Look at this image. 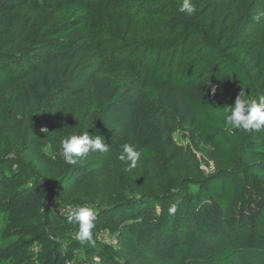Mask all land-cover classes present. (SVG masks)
I'll return each instance as SVG.
<instances>
[{
	"label": "trees",
	"instance_id": "obj_1",
	"mask_svg": "<svg viewBox=\"0 0 264 264\" xmlns=\"http://www.w3.org/2000/svg\"><path fill=\"white\" fill-rule=\"evenodd\" d=\"M114 2L139 6L133 57L99 28ZM193 2L0 0V264H264V130L229 135L223 112L264 96V0ZM84 131L109 151L65 164ZM77 204L94 244L57 210Z\"/></svg>",
	"mask_w": 264,
	"mask_h": 264
},
{
	"label": "clouds",
	"instance_id": "obj_2",
	"mask_svg": "<svg viewBox=\"0 0 264 264\" xmlns=\"http://www.w3.org/2000/svg\"><path fill=\"white\" fill-rule=\"evenodd\" d=\"M196 10L197 7L193 0H183L179 8V11L185 13L187 17H191ZM215 90L213 86L212 92L215 93ZM223 112L225 116L224 129L229 135H233L235 130L248 132L264 130V96L257 101L248 98L245 91L241 90L234 105H225ZM90 151L105 153L109 151V147L101 137L93 138L88 131H84L82 134L66 135L60 143L59 155L65 164H76L77 157H82ZM116 159L123 163V170L127 172L137 166L139 153L130 144L125 143ZM175 211V205L169 208V214H174ZM69 219L78 225V231L75 233L76 239L89 244L95 243L92 231L96 220L94 208L87 204H77Z\"/></svg>",
	"mask_w": 264,
	"mask_h": 264
},
{
	"label": "rangeland",
	"instance_id": "obj_3",
	"mask_svg": "<svg viewBox=\"0 0 264 264\" xmlns=\"http://www.w3.org/2000/svg\"><path fill=\"white\" fill-rule=\"evenodd\" d=\"M115 1V0H114ZM121 1V0H120ZM143 2H147L148 0H142ZM139 6H131L124 5L120 2H114L112 6V12L116 13L113 17H105L99 20V25L101 29H106L109 31L114 37V43H110L112 47H114V53H121L120 56H130L133 57L134 53L132 52L133 46L140 47V41L142 38L138 37V33L136 29L141 28L139 24L133 20V16L135 15V11L138 10ZM120 13H125V18L120 16ZM125 35H127L125 37ZM132 37V38H131ZM131 38V39H129ZM116 40H119L116 41ZM145 41V40H144ZM108 47V46H107ZM135 64V63H134ZM174 139L179 144H186V140L181 137L180 134H175ZM203 169L208 173L213 169L211 167L203 166ZM97 184V182H95ZM94 184V181H90L85 185V190L91 189V186ZM4 213H0V230L4 226ZM2 241L0 240V243ZM105 243L112 244V238L108 237L105 240Z\"/></svg>",
	"mask_w": 264,
	"mask_h": 264
},
{
	"label": "built area",
	"instance_id": "obj_4",
	"mask_svg": "<svg viewBox=\"0 0 264 264\" xmlns=\"http://www.w3.org/2000/svg\"><path fill=\"white\" fill-rule=\"evenodd\" d=\"M48 206L54 207V200L49 201ZM57 210L60 213H72L75 210V207L71 205H66L65 207L57 208ZM99 238L103 240L104 242L105 240L108 239L107 235L103 231L99 232ZM114 243H115V240L112 238V244Z\"/></svg>",
	"mask_w": 264,
	"mask_h": 264
}]
</instances>
